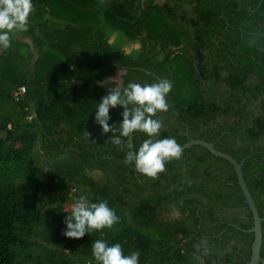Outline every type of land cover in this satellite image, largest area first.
<instances>
[{
	"label": "trees",
	"instance_id": "1",
	"mask_svg": "<svg viewBox=\"0 0 264 264\" xmlns=\"http://www.w3.org/2000/svg\"><path fill=\"white\" fill-rule=\"evenodd\" d=\"M33 3L28 30L0 48V264H96L97 239L121 243L139 264H248L253 216L228 160L193 145L147 177L125 163L128 138L108 142L113 133H102L95 112L110 90L170 80L168 111L153 117L162 125L155 139H203L243 161L264 217V3ZM114 35L140 48L123 51ZM122 71L119 87L112 76ZM122 111L110 109L117 128ZM147 138L134 133L135 151ZM81 195L107 200L119 222L64 236Z\"/></svg>",
	"mask_w": 264,
	"mask_h": 264
},
{
	"label": "clouds",
	"instance_id": "2",
	"mask_svg": "<svg viewBox=\"0 0 264 264\" xmlns=\"http://www.w3.org/2000/svg\"><path fill=\"white\" fill-rule=\"evenodd\" d=\"M33 0H0V48L11 47V36L17 31H27L29 17L34 12ZM172 82L163 79L152 84L130 82L123 91L118 88L110 90L97 104L95 123L101 126L103 134L113 133L108 142L121 146L122 138L130 141L137 131L147 135L136 151H127L125 163L131 165L135 161V170L150 178H157L165 171V161L179 160L183 154L182 145L174 137L155 139L162 127L159 119H154L158 111H168L166 96L172 90ZM120 107L122 120L119 127L112 120L110 109ZM117 132L119 134H117ZM90 136V133L88 132ZM131 149L132 145H128ZM63 223L66 225L63 235L80 239L93 231L105 228L112 229L120 217L107 200L91 202L85 195L79 196ZM200 246L205 255L210 248L207 240H201ZM199 250V247H198ZM92 256L96 264H139L138 254L124 255L121 243L111 245L108 241L97 239L92 245Z\"/></svg>",
	"mask_w": 264,
	"mask_h": 264
},
{
	"label": "water",
	"instance_id": "3",
	"mask_svg": "<svg viewBox=\"0 0 264 264\" xmlns=\"http://www.w3.org/2000/svg\"><path fill=\"white\" fill-rule=\"evenodd\" d=\"M263 3H264V0H260L259 5L261 6ZM122 72L125 73V71H122ZM121 85H122V79L119 82V87H121ZM133 137H134V134H133ZM133 137L130 141L128 140V143L132 145L130 150L134 152L135 145L133 142ZM193 145H201L207 148L211 153H213L214 155L218 157L228 160L234 166L236 174H237V178H238V183L242 189V192L246 198V202L248 203L250 210L252 212V216H253V227L247 230L248 232L254 233V240H253L252 247H251L252 255H251V259L249 260L248 264H259L262 261V255H261L262 246H263V225L262 223L264 221V217L260 215L255 199L246 182L244 171H243V161H239L236 157H234L230 153L217 149L215 147L214 142H208L203 139H191L190 141L182 145V148L183 150H185L186 148H189ZM170 160L171 159L166 160L165 162H168ZM133 162L135 164V161Z\"/></svg>",
	"mask_w": 264,
	"mask_h": 264
},
{
	"label": "rangeland",
	"instance_id": "4",
	"mask_svg": "<svg viewBox=\"0 0 264 264\" xmlns=\"http://www.w3.org/2000/svg\"><path fill=\"white\" fill-rule=\"evenodd\" d=\"M20 36H21V34H20ZM22 37H23V35H22ZM23 39H25V37ZM110 40L115 45H117V48H119L123 51L135 52L136 49L140 48V44L137 41L128 40L125 37H117V35H114L113 37L110 38ZM122 74H123V72H120L119 74L112 76V78H114L118 82H120L122 79ZM100 175H101V173L95 172V176L99 177Z\"/></svg>",
	"mask_w": 264,
	"mask_h": 264
},
{
	"label": "built area",
	"instance_id": "5",
	"mask_svg": "<svg viewBox=\"0 0 264 264\" xmlns=\"http://www.w3.org/2000/svg\"><path fill=\"white\" fill-rule=\"evenodd\" d=\"M26 91L25 87L21 88V92L24 93Z\"/></svg>",
	"mask_w": 264,
	"mask_h": 264
}]
</instances>
